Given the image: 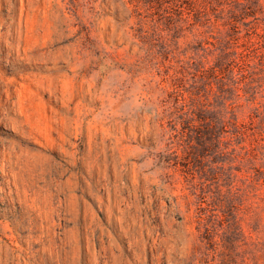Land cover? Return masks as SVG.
<instances>
[{
    "label": "rangeland",
    "instance_id": "374dc122",
    "mask_svg": "<svg viewBox=\"0 0 264 264\" xmlns=\"http://www.w3.org/2000/svg\"><path fill=\"white\" fill-rule=\"evenodd\" d=\"M0 264H264V0H0Z\"/></svg>",
    "mask_w": 264,
    "mask_h": 264
}]
</instances>
